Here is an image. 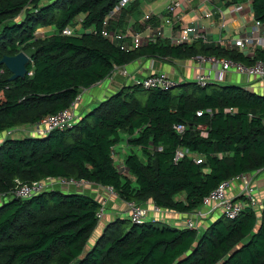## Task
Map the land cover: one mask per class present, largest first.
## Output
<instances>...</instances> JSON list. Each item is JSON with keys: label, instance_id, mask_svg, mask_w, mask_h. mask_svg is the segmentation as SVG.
Segmentation results:
<instances>
[{"label": "trees", "instance_id": "trees-1", "mask_svg": "<svg viewBox=\"0 0 264 264\" xmlns=\"http://www.w3.org/2000/svg\"><path fill=\"white\" fill-rule=\"evenodd\" d=\"M118 1L0 0V59L19 51L29 55L24 77L10 80L0 64V132L68 108L81 90L108 78L114 66L139 58L264 61L259 47L246 55L234 46L201 41L171 44L157 38L122 49L126 38L101 34L105 27L124 31L136 1L122 8L116 22L103 25ZM250 6L253 17L264 22V0H250ZM77 23L70 35L62 33ZM45 26L53 32L38 36L37 29ZM123 136L140 151L124 156L126 174L114 155ZM178 148L187 153L174 161ZM197 155L201 163L194 161ZM263 168L264 94L238 84L123 85L70 127L0 141V195L13 190L16 180L61 177L110 186L124 202L150 199L163 209L189 212L223 180ZM100 206L80 189L66 188L3 200L0 264H264V198L259 212L245 206L234 218L219 214L201 231L116 217L93 238Z\"/></svg>", "mask_w": 264, "mask_h": 264}, {"label": "built area", "instance_id": "built-area-1", "mask_svg": "<svg viewBox=\"0 0 264 264\" xmlns=\"http://www.w3.org/2000/svg\"><path fill=\"white\" fill-rule=\"evenodd\" d=\"M133 0H119L113 8L106 14L103 25H107V22L112 19H116L122 8L126 7L128 3ZM181 3L177 0H171L165 9V14L158 15L156 17L158 24L154 25L152 23L145 24L147 27L145 33H140L134 31L128 35L130 37L129 41L124 40L127 36L122 30L117 29L115 31H108L105 28L101 30V34L109 39L124 40L121 43V48L125 50H131L137 48L145 43L154 42L157 38H167L171 44L180 43H191L193 41H206L205 31L201 29L198 23H193L191 25L174 29L172 24L174 23V10L179 8ZM244 6L250 7L251 14L252 9L250 6V0L245 2L230 3L228 5V10L230 13L241 12ZM222 13V11H221ZM172 14V15H171ZM152 18L151 14H145L144 20L146 23ZM168 28V32L165 33L164 29ZM63 34L70 35L72 33L71 27H66L63 29ZM232 46L237 47L240 50H246L251 48L252 52L256 47L264 50V22L255 19L254 17L249 22V27L243 29L240 34L232 39ZM252 54V53H251ZM196 59L200 62L210 61L214 66L219 68V77H223L224 71H234L237 73H243L247 77L264 78V61L259 59L256 60L251 65H244L241 62L233 61L231 59L224 58H212L198 56ZM122 66H114V71H121L119 69ZM122 74L126 77L128 75L127 71L122 67ZM193 81H196L199 85H205L209 83V73L199 71ZM134 83L142 85L144 88H168L177 84L173 81L170 76L165 72H154L145 75L134 81ZM180 83V82H178ZM77 95L75 100L70 104L68 108H65L57 113L47 115L37 123L29 126L17 127L15 129L7 130V135L20 132L22 136H45L50 131L54 129H63L72 126L78 119L79 116L75 113V105L79 101L82 92ZM200 112H197L199 114ZM177 131L183 130V125H176ZM187 151L183 148H178L175 151L173 160L177 161L184 157ZM119 158L116 156V160ZM196 163L202 162V157L197 155L194 157ZM257 170L253 173H242L236 177L223 180L214 189H212L206 196L203 197L200 206L193 210L186 212V218L184 219V227L199 229L202 224L213 217L215 212L220 215H224L228 218L236 217L245 206L251 208L260 207L262 205L263 199L257 196L256 187L254 184V178L259 173ZM233 180H238L240 182L239 192L236 194L235 198H230L227 196L226 191ZM88 181L85 180H74L71 178H47L39 181L32 182H20L16 180V185L13 190L6 194L0 195L3 200L9 199L11 197L17 198H28L32 195L39 194L43 191L53 189V188H68V187H80L87 185ZM109 193H114L112 187H105ZM101 206L96 214V216L101 219L105 210V201L100 202ZM128 218L133 224H140L147 221L150 212L159 213L163 208L152 205L151 208L134 201L126 202ZM156 221V220H152Z\"/></svg>", "mask_w": 264, "mask_h": 264}, {"label": "crops", "instance_id": "crops-1", "mask_svg": "<svg viewBox=\"0 0 264 264\" xmlns=\"http://www.w3.org/2000/svg\"><path fill=\"white\" fill-rule=\"evenodd\" d=\"M136 1V5L132 10L126 14V20L124 25V33L127 34L126 41H129L130 33L138 31L140 33L146 32L145 24L152 23L154 25L158 24L156 17L161 14H165L166 5L171 0H133L132 4ZM181 3V6L174 10V23L172 26L174 29L182 28L193 23H198L199 26L206 34V44H221L222 46H232V39L241 33L243 29L249 27V22L252 20L253 16L251 14L250 7L244 6L241 12L230 13L228 10V5L231 0H177ZM128 3V4H130ZM130 4V5H131ZM128 6V5H127ZM222 11V13H221ZM145 14H151L152 18L146 21L144 20ZM172 15V14H171ZM80 16L78 17V20ZM118 18L114 21L116 22ZM80 25L77 23L76 28ZM47 31L44 35L51 34L53 29L51 26L42 27ZM118 27L117 29H119ZM116 29V30H117ZM168 32V30H166ZM167 39V38H165ZM246 55L252 53V49L244 50ZM122 67L127 71L128 75L125 77L122 74ZM119 69L114 71L108 78L104 79L88 89H85L75 112L80 117L85 114L95 103L103 98L108 97L117 89L121 88L123 85H131L135 80L144 77L149 73L154 72H165L171 78L178 82H183L187 79H194L195 75L199 72L209 73V81L216 82L219 84H238L249 91L256 92L258 94H264V78L247 77L243 73H237L234 71H224L223 77H219V68L214 66L210 61L206 60L203 62L198 61L196 58L193 59H154V58H139L127 65H123ZM179 78V80L177 79ZM114 152L117 153L114 149ZM118 162L121 163L119 168L124 174L127 173L125 167H123V158L118 154ZM254 184L256 187V194L260 199L264 198V168L257 173L254 178ZM89 188L81 190L83 193L98 199L99 202L105 201V209L103 216L99 220L98 226L95 229V236L103 229L104 225L115 219L116 217H127L128 213L126 211V202L117 198L113 193H109L105 187L97 184L88 183ZM86 186V185H85ZM240 182L238 180H233L230 186L227 188L226 194L230 198H235L236 194L239 192ZM72 191L78 190L73 188ZM146 206L150 207L153 202L149 199L145 202ZM144 204V205H145ZM215 212L213 217L209 220H213L216 216ZM186 218V212H179L169 209H162L159 213L150 212L148 215L149 221L156 220L160 223H167L171 226H181L184 224V219ZM209 221H205L202 224L204 228ZM95 238V237H94Z\"/></svg>", "mask_w": 264, "mask_h": 264}, {"label": "rangeland", "instance_id": "rangeland-1", "mask_svg": "<svg viewBox=\"0 0 264 264\" xmlns=\"http://www.w3.org/2000/svg\"><path fill=\"white\" fill-rule=\"evenodd\" d=\"M72 29H74V28H76V24L75 25H71L70 26ZM166 30H168V28H165L164 29V32L165 33H167L166 32ZM49 33H50V31L49 30H47ZM46 30H44L42 27H40V28H38L37 29V31H36V33H37V35L38 36H42V35H44L45 34V32H47ZM171 78V77H170ZM179 78H181V77H177V79L179 80ZM173 81H175V82H177L178 83V81H176V80H174L173 78H171ZM184 81H193V79H187V80H185V79H183ZM223 85H225V84H223ZM175 91H177V88H175ZM79 102V101H78ZM78 102L76 103V105H75V108L77 107V104H78ZM76 113V112H75ZM77 114V113H76ZM7 131H3V132H0V141L1 140H3L6 136H8V137H11V138H19V137H21L22 135H21V133L20 132H14V133H11V134H9V135H7V133H6ZM114 149H115V151L117 152V153H114V155H117V156H119L118 154H122L121 156L122 157H124L126 154H128V153H130V152H132V151H137L138 153H140V151L139 150H137V148H135V147H131V146H129V145H127V143H126V139H125V136H123V139H121L115 146H114ZM120 160V159H119ZM117 165H118V167L120 168L121 167V163L120 162H117ZM90 186H88V185H86V186H80V187H70V188H75V189H80V190H85L86 188H89ZM68 191H72V189H67ZM3 201V199L2 198H0V202H2ZM145 202L146 201H144V202H142L141 204H145ZM146 205V204H145ZM108 210V208H106L105 209V211H107ZM126 210H127V207H126ZM255 210H256V212H259V210H260V207L258 206V207H256L255 208ZM219 215V213H216V216H218ZM126 218V217H125ZM127 218H128V215H127ZM216 218V217H215ZM100 220V219H99ZM147 220H149V219H147ZM206 221H212V220H209V219H206ZM181 227H184V224H181ZM203 227H200L198 230L199 231H201V229H202ZM95 232H93L92 233V237L94 238L95 237Z\"/></svg>", "mask_w": 264, "mask_h": 264}, {"label": "water", "instance_id": "water-1", "mask_svg": "<svg viewBox=\"0 0 264 264\" xmlns=\"http://www.w3.org/2000/svg\"><path fill=\"white\" fill-rule=\"evenodd\" d=\"M29 61V55L24 51H19L15 55H4L0 59V64H3L11 73L9 79L14 80L19 77H24L27 69L26 63Z\"/></svg>", "mask_w": 264, "mask_h": 264}]
</instances>
